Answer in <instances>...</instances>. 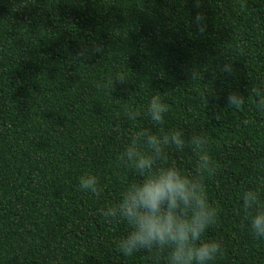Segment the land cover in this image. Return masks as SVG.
I'll return each instance as SVG.
<instances>
[{
	"label": "trees",
	"instance_id": "16d2710c",
	"mask_svg": "<svg viewBox=\"0 0 264 264\" xmlns=\"http://www.w3.org/2000/svg\"><path fill=\"white\" fill-rule=\"evenodd\" d=\"M253 88L264 90V0H0V264H166L121 255L129 226L97 212L141 179L117 156L142 128L207 134L218 169L206 191L219 213L203 239L223 247L212 264H264V238L242 211L246 190L264 203ZM230 92L245 97L241 108L228 106ZM153 95L169 109L162 125L147 115ZM166 151L195 174L191 146ZM85 173L99 196L79 188Z\"/></svg>",
	"mask_w": 264,
	"mask_h": 264
},
{
	"label": "clouds",
	"instance_id": "9594fccd",
	"mask_svg": "<svg viewBox=\"0 0 264 264\" xmlns=\"http://www.w3.org/2000/svg\"><path fill=\"white\" fill-rule=\"evenodd\" d=\"M246 5L242 2L241 8ZM201 19L198 14L197 20ZM202 30V29H201ZM100 51L99 46L96 47ZM222 72L231 74V63L225 64ZM199 78L196 70L191 79ZM115 80L123 83V76ZM113 84V81H111ZM257 107L264 110V90L253 88ZM245 97L237 92L228 94V106L239 109ZM168 106L159 95H153L147 106V115L155 125L164 123ZM124 116L136 121L141 112L130 105L124 107ZM219 119V116L217 117ZM192 147L197 156L195 174L183 173L174 163H169L167 149L180 150ZM117 167L133 169L141 177L128 185L121 199L98 214L107 224L125 222L127 234L116 244L123 256L149 253L150 259L166 264H212L223 254L220 242L203 239L206 231L217 222L219 209L208 199L206 179L213 177L218 165L210 156V141L207 134L193 135L186 139L180 130L159 135L150 128H142L130 135V143L117 156ZM79 188L99 196L104 188L99 178L92 173L79 177ZM244 220L253 237L264 238V203L259 190H246L242 194Z\"/></svg>",
	"mask_w": 264,
	"mask_h": 264
}]
</instances>
